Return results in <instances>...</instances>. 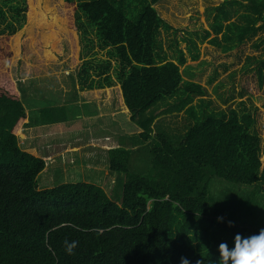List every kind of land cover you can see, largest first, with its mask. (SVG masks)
<instances>
[{
	"label": "trees",
	"instance_id": "1",
	"mask_svg": "<svg viewBox=\"0 0 264 264\" xmlns=\"http://www.w3.org/2000/svg\"><path fill=\"white\" fill-rule=\"evenodd\" d=\"M158 1L65 0L82 39L92 49L95 39L106 50V58L84 61L81 89L119 83L130 120L141 129L107 150L110 172L125 178L109 195L86 181L39 188L46 162L19 145L15 130L26 118L25 106L2 66L12 55L7 38L26 23L28 4L0 0V264H219L221 243L231 248L235 235L264 229V159L256 120L244 109L217 110L202 98L192 103L206 89L184 79L182 50L171 59L164 51L160 30L172 27L156 11ZM211 11L215 37L209 42L224 52L264 26V0H224ZM208 36L206 31L203 38ZM188 49L195 60L193 40ZM181 110L193 120L183 133L156 122ZM63 112L45 107L29 115L28 125L67 120ZM142 146L151 157L149 175L129 166ZM214 177L228 184L211 189ZM66 240L78 242L71 255Z\"/></svg>",
	"mask_w": 264,
	"mask_h": 264
},
{
	"label": "rangeland",
	"instance_id": "2",
	"mask_svg": "<svg viewBox=\"0 0 264 264\" xmlns=\"http://www.w3.org/2000/svg\"><path fill=\"white\" fill-rule=\"evenodd\" d=\"M223 1L159 0L154 7L161 18L172 27L170 30L161 29L159 38L169 59L176 54V49L183 51L185 62L180 66V70L183 71L184 79L199 83L206 89V95L194 97L193 104H199V99L202 98L211 101V108L244 109L253 115L256 120L255 129L260 137L263 160L264 69L261 83L257 68L261 65L260 61H264V26L254 36L246 38L229 51L224 52L221 48L212 45L209 40L215 37L211 27L215 13L211 9ZM26 2L28 4L26 23L19 31L7 38L12 55L2 61V66L4 70H9L26 111L49 104L40 103L45 100H53L51 102L55 104L67 101L73 103L62 107L63 114L69 122L67 124L46 125L36 128L37 130H28L32 134L18 127L15 133L18 135L19 145L24 149L31 145L46 147L49 140L43 142L38 137L33 140L26 139V135L34 138L35 133L51 135V131H54L51 137L53 143L47 151L56 153L59 157H63V154L65 157L78 159V156L86 157V151L79 147L69 148L70 145L67 147L65 143L68 141H71V146L74 144V139L68 140L69 137L74 138L81 132H83L81 136L87 133L103 136L108 133L96 143L100 149L105 147L108 156L107 140L115 133L116 138L120 135L124 137L133 128L130 123L131 114L124 104L120 84L115 82V85L107 89L80 93L81 84L78 76L85 60L106 58V50L100 49L95 39L93 49L86 39H82L80 32L72 26L65 0H26ZM240 12H243L242 9ZM231 20H237V17L234 16ZM261 24L262 22H259L257 26ZM206 31L209 32V36L203 38ZM222 34L223 32L218 38L221 39ZM190 40H193L197 47L198 57L195 60L192 59L188 49ZM185 69H188L190 74H186ZM78 91L82 99L103 100L102 125L94 124L92 117L78 121L81 117L77 116L81 113L88 114L91 108L90 105H81L82 101L79 98L75 100ZM163 109L164 106H161L158 112ZM112 117L113 121H111ZM156 122L183 133L193 120L185 110H181L160 115ZM58 135L60 138H57ZM79 140L87 142V139ZM92 158L90 166L72 164L67 171L55 170L56 165L63 167L58 163V159L54 164L50 162L49 167L38 178L39 188L51 187L62 182L86 181L100 185L109 195L114 192L115 186H119L120 190L125 179L124 173L110 172L107 158L102 152L92 155ZM151 167V157L146 147H139L132 153L130 168L133 172L149 175ZM213 180L211 189L220 187L221 183L228 184L217 177Z\"/></svg>",
	"mask_w": 264,
	"mask_h": 264
},
{
	"label": "crops",
	"instance_id": "3",
	"mask_svg": "<svg viewBox=\"0 0 264 264\" xmlns=\"http://www.w3.org/2000/svg\"><path fill=\"white\" fill-rule=\"evenodd\" d=\"M109 87H106V88H102V89H107ZM102 89H79L80 90V93L81 92H97V91H100ZM19 92V91H18ZM78 98L80 99L81 102V105L85 106V105H90L91 108H90V112L88 114H84V113H81L79 114L77 117L80 118L78 121L80 122L81 119H86L87 117H92V120H94L95 122H93L94 124L97 123L98 125H102V122H101V118H102V106H103V103H102V99H100L99 101L97 100H91V101H88L87 99L85 98H81L80 95H79V91L77 93V97L75 95V100ZM22 100V99H21ZM53 100H45V101H42L40 103H49V104H46L44 107L40 106L39 108H32L30 109L29 111H26V108H25V111H26V118H25V121L22 120V123L21 125L19 126V129L20 130H23V131H26L27 133L29 134H32L31 132H29L28 130L32 131V130H35L36 128L38 127H44L46 125H55V124H67L69 123L68 120H64V121H57V122H54V123H49V124H42L40 122V120H38L39 122L36 123V120L34 121L35 124H31L28 125V121H29V115L30 114H33V116L35 115H40L41 114V111L45 108V107H65L66 105H69L71 103H73L72 101H67V102H63V103H59V104H55L54 102H51ZM51 102V103H50ZM24 103V102H23ZM25 106V104H24ZM114 116V115H112ZM77 118V119H78ZM111 121H113V117L111 119ZM130 123L132 124V130L129 131L128 133H126V135H129V134H134V133H138L140 132L141 130L139 129V127H137L131 120H130ZM37 130V129H36ZM39 132V131H37ZM53 132L54 131H51V135L50 133H45V135H42L41 132H39L38 134L35 133V137L34 138H30V136H27L26 135V139H36V137L38 138H41V141L43 140V142H46L47 140L48 143L46 145V147H38V146H34V145H31L29 146V148L27 149H24L30 153H32L33 155L37 156V157H40L42 158L45 162H46V167L45 169H47L49 167V164L50 162H54L58 159V163H61L63 167H58L57 165L55 166V170H62V171H67L68 168L71 167L72 164H78L80 166H85V165H88L90 166V163H91V158H92V155H96V153H99V152H102V154L106 157V151H105V147H97L96 146V143L101 141L107 134H103V136H97L95 135L94 133H87L85 136H81V134H83V132L81 133H78L77 135L73 137H69L68 140H73L74 139V144L71 146V141H68L66 144V146L68 147V145H70L69 148H76V147H79V149L83 148L85 151H86V157H80L78 156V159H75V158H71V157H65L62 152V156L63 157H59L58 155H56V153H52L51 151L48 152L47 151V148H50L51 144L53 143L52 139L51 138L53 136ZM116 135V133L114 135H112V137L110 139L107 140V144L109 145L107 149L111 148V147H114V146H117L119 145V141H120V138H123V136H118V138L114 137ZM57 138H60L59 135L57 136ZM79 139H87V142H83V141H80ZM55 144V143H54ZM87 144V145H86ZM21 146V145H20ZM93 159V158H92ZM54 160V161H53ZM71 160V162L69 161ZM99 160V159H98ZM95 166H97V164H95ZM51 175V174H50Z\"/></svg>",
	"mask_w": 264,
	"mask_h": 264
},
{
	"label": "clouds",
	"instance_id": "4",
	"mask_svg": "<svg viewBox=\"0 0 264 264\" xmlns=\"http://www.w3.org/2000/svg\"><path fill=\"white\" fill-rule=\"evenodd\" d=\"M64 244L66 252L71 255L78 242L66 240ZM218 251L220 254L219 264H264V229H260L258 233L248 236L237 234L234 237V243L231 248L227 243H221ZM182 264H188V261L186 259L182 260Z\"/></svg>",
	"mask_w": 264,
	"mask_h": 264
}]
</instances>
